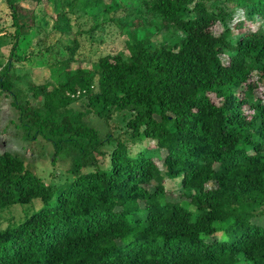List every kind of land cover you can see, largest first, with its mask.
<instances>
[{
  "label": "trees",
  "instance_id": "16d2710c",
  "mask_svg": "<svg viewBox=\"0 0 264 264\" xmlns=\"http://www.w3.org/2000/svg\"><path fill=\"white\" fill-rule=\"evenodd\" d=\"M2 1L11 60L34 26L29 6L48 0ZM119 1L72 4L94 17ZM134 5L177 42L151 46L143 22L127 34V54L90 68L72 40L43 84L19 86L10 61L0 71L26 137L50 142L54 160L65 154L71 176L45 184L18 157L0 156V264H264V0ZM116 114L129 117L117 137L88 120L108 127ZM145 141L161 167L150 146L132 151ZM165 179L177 181L179 200L167 198Z\"/></svg>",
  "mask_w": 264,
  "mask_h": 264
},
{
  "label": "rangeland",
  "instance_id": "374dc122",
  "mask_svg": "<svg viewBox=\"0 0 264 264\" xmlns=\"http://www.w3.org/2000/svg\"><path fill=\"white\" fill-rule=\"evenodd\" d=\"M119 2L121 6L118 10L112 13H100L94 17L75 8L72 0H48L37 5L34 9L31 7L32 5L29 6L32 9L30 18H33L34 26L22 39L19 48L10 60L12 46L10 35L13 29L11 28L9 9L0 0V71L10 61L15 77L23 79L19 86H23L27 80L36 85L43 84L51 79L52 64L65 58L67 54L65 47L69 46L72 40L77 43L74 58L80 61L84 68H90L101 56L120 52L127 54L125 44V40L129 36L127 34L135 32L136 26L143 22L150 33L151 46H156L159 42L168 45L177 42L179 33L174 31L159 32L153 25L158 22V19L150 15L144 6L134 5L135 0H120ZM208 5L212 7L224 6V0H208ZM133 11L136 12L135 15ZM234 16L243 18L242 13L237 11H234ZM133 18L134 21H137L136 25H129ZM250 26L253 29L256 28L253 24ZM214 30L215 33L220 32L219 27ZM55 70L57 73L55 79H59L63 74L62 68L57 65ZM11 101L12 98L9 95L0 94V156L8 152L18 157L25 167L45 184L56 186L63 184L71 178L66 173L69 165L68 157L65 154H60L54 160L50 142L41 136L35 139L27 138L18 123L17 112L11 106ZM128 118V115L116 114L109 122L108 127L96 116L90 115L88 120L101 134L106 133L108 129L113 137H117L125 131ZM148 146L151 149L149 154L153 155L154 160L161 167V152L154 148V142L145 141L140 146L134 145L132 151L136 152L138 148L140 150ZM164 186L169 200L180 199L181 191L176 180L165 179ZM36 203L41 205L40 202ZM15 211L14 215L19 209ZM5 217H8L7 214ZM0 221L4 220L0 219Z\"/></svg>",
  "mask_w": 264,
  "mask_h": 264
}]
</instances>
